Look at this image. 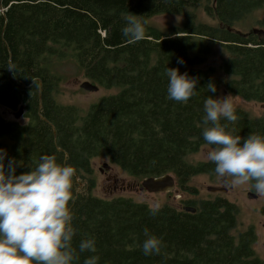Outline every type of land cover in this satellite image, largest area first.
<instances>
[{
    "label": "trees",
    "instance_id": "trees-1",
    "mask_svg": "<svg viewBox=\"0 0 264 264\" xmlns=\"http://www.w3.org/2000/svg\"><path fill=\"white\" fill-rule=\"evenodd\" d=\"M161 13L184 22L147 23ZM214 44L226 91L264 103V0H0V105L25 119L0 114V264H264L219 194L153 207L93 193L97 156L140 179L170 173L180 192L220 169L264 189V108H208L220 80L199 65ZM67 57L116 90L85 110L58 103L50 61ZM202 145L257 158L189 161Z\"/></svg>",
    "mask_w": 264,
    "mask_h": 264
},
{
    "label": "rangeland",
    "instance_id": "rangeland-1",
    "mask_svg": "<svg viewBox=\"0 0 264 264\" xmlns=\"http://www.w3.org/2000/svg\"><path fill=\"white\" fill-rule=\"evenodd\" d=\"M194 14L196 20L210 23L215 22V20L205 14L201 7L196 8ZM255 15L261 17L262 13L261 11H257ZM183 22V13H161L150 16L147 19L148 24L165 32L175 26L181 27ZM250 24L254 29L257 28V25ZM250 24L247 21L245 27H249ZM212 46L213 49L205 57L204 63L199 65L202 68L211 66L213 68V76L220 80L214 97L207 104L209 110L213 112H224L231 108L240 107L250 116L259 115L262 110L261 103L244 100L226 91L222 83L224 76L219 67L222 52H220L218 44ZM50 62L53 63L51 67H53L54 72L61 74L59 83L55 91H53V96L58 103L72 104L85 110L90 103L96 101L101 95L113 93L116 90L114 87L109 89L98 87L95 91L84 90L79 87V83L87 79L78 72L73 59L67 57L60 62L51 59ZM0 114L8 120H17L19 122H24L25 120L21 117L20 113L9 110L1 105ZM0 143L5 144L8 141L1 137ZM249 154H251L252 158H257L254 152H249L245 148L218 149L208 145H202L196 152L189 154L186 158L191 162H195L223 156L227 160L236 161L248 157ZM103 164H106L105 167ZM91 165L94 170L96 184L93 193L101 197L121 195L130 197L136 201L145 202L153 207L160 206L163 203L177 206L179 199L192 200L197 197L205 198L214 194L225 197L235 204L237 227L241 229L245 226H253L257 238L253 247L256 254L264 261V189L258 186L252 188L245 176L233 175L224 169H220L216 173H199L190 178L189 184L195 188L197 194L190 193L189 191L180 192L176 185L168 192L149 193L139 185L131 187L130 185L132 183H140L142 179L128 175L116 165L109 163L104 156L93 157L91 159ZM207 186L224 187L226 190L210 192L207 190ZM0 189L9 192L8 184L2 178H0ZM248 193L251 194L248 195Z\"/></svg>",
    "mask_w": 264,
    "mask_h": 264
},
{
    "label": "water",
    "instance_id": "water-1",
    "mask_svg": "<svg viewBox=\"0 0 264 264\" xmlns=\"http://www.w3.org/2000/svg\"><path fill=\"white\" fill-rule=\"evenodd\" d=\"M260 32L261 30L258 29ZM253 31H256V29H253ZM79 87L87 90V91H95L97 90L98 86L91 83L88 80H83L82 82L79 83ZM260 106L264 108V103H261ZM104 167L106 164H103ZM140 186L143 188L145 191L149 193H159V192H168L171 191L174 186H175V180L172 174H162L159 176H154V177H145L140 181ZM207 190L210 192H215V191H225L226 188L224 187H215V186H207ZM251 193H248L250 195ZM184 210L193 212L194 208L189 207V206H184Z\"/></svg>",
    "mask_w": 264,
    "mask_h": 264
},
{
    "label": "flooded vegetation",
    "instance_id": "flooded-vegetation-1",
    "mask_svg": "<svg viewBox=\"0 0 264 264\" xmlns=\"http://www.w3.org/2000/svg\"><path fill=\"white\" fill-rule=\"evenodd\" d=\"M137 185L140 186V183H136V182H134V183H132L130 186H131V187H135V186H137ZM140 187H141V186H140ZM121 188H124V187H121ZM121 188H120V189H121Z\"/></svg>",
    "mask_w": 264,
    "mask_h": 264
}]
</instances>
